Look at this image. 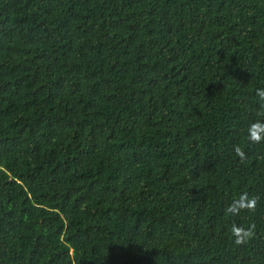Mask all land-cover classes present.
<instances>
[{
	"label": "trees",
	"instance_id": "trees-1",
	"mask_svg": "<svg viewBox=\"0 0 264 264\" xmlns=\"http://www.w3.org/2000/svg\"><path fill=\"white\" fill-rule=\"evenodd\" d=\"M260 88L264 0H0V264H264Z\"/></svg>",
	"mask_w": 264,
	"mask_h": 264
},
{
	"label": "clouds",
	"instance_id": "clouds-1",
	"mask_svg": "<svg viewBox=\"0 0 264 264\" xmlns=\"http://www.w3.org/2000/svg\"><path fill=\"white\" fill-rule=\"evenodd\" d=\"M256 95L261 101H264V88L257 89ZM262 107H264V105H262ZM248 139L253 143L264 141V120H256L250 125L248 129ZM235 153L241 160L245 159V153L239 146H235ZM256 206L257 198L250 197L247 192H242L226 207L225 214L238 216L243 211H255ZM230 231L234 238V243L236 245H242L247 243L248 240L254 236L255 225L251 224L244 227L242 225L233 224Z\"/></svg>",
	"mask_w": 264,
	"mask_h": 264
}]
</instances>
